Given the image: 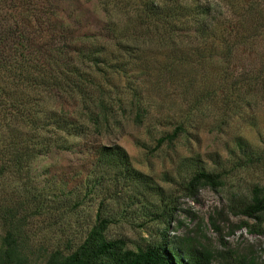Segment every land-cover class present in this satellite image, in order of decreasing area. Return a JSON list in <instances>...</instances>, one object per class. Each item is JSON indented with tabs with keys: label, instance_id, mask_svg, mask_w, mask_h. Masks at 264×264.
<instances>
[{
	"label": "trees",
	"instance_id": "16d2710c",
	"mask_svg": "<svg viewBox=\"0 0 264 264\" xmlns=\"http://www.w3.org/2000/svg\"><path fill=\"white\" fill-rule=\"evenodd\" d=\"M8 1L15 5L7 6ZM97 1L105 13L119 11L120 17L108 20L107 34L99 35V40L81 43L63 36L68 26L50 12V2L0 0V264H208L211 252L192 246L185 236L164 234L129 248L123 238L106 235L110 223L137 215L138 203L145 222L167 217L168 223L171 209L163 206L167 200L163 187L132 166L121 144L90 143L101 132V120L110 106L103 84L84 66L105 62L107 50H103L115 48L147 75L154 68L158 79L177 73L183 78L190 76L187 70L175 69L212 59L228 66L235 59L241 61L246 51L252 55L257 51L261 64L255 70L239 73L231 81L224 70L220 75L225 80L216 89L222 100L235 90H239L236 96L240 91L262 94L264 0ZM167 49L168 57L159 61L158 54ZM115 58L123 70L125 60ZM58 92L75 99L79 108L53 106L50 102L57 101ZM135 105L139 115V103ZM183 124L184 120L176 126ZM69 135L83 138L85 163L79 173L72 181L51 179L46 168L44 178L37 180L31 168L34 158L55 148L69 149ZM237 146L248 160L260 158L241 137ZM220 177L219 172L197 165L186 188L194 195L197 185L215 187ZM88 197L98 199L95 212L85 218L75 216V222L84 224L72 227L66 215L76 214ZM230 208L261 223L264 186L254 185L249 197L230 203ZM42 214L49 222L38 233L30 221ZM56 224L59 235L49 240L47 229ZM260 226L256 229L264 231ZM238 264L256 262L240 259Z\"/></svg>",
	"mask_w": 264,
	"mask_h": 264
},
{
	"label": "rangeland",
	"instance_id": "374dc122",
	"mask_svg": "<svg viewBox=\"0 0 264 264\" xmlns=\"http://www.w3.org/2000/svg\"><path fill=\"white\" fill-rule=\"evenodd\" d=\"M43 2H50V12L68 26V32L63 36H71L81 43L99 40V35L107 34L108 20L120 17L119 11L105 13L97 0ZM14 5V1L7 3L9 7ZM105 50V62L84 66L103 84L106 103L110 106L101 120V132L93 133L95 139L90 143L96 140L121 144L128 152L132 166L163 187L167 195L163 206L171 209L168 223L167 217L145 222L138 203L137 215L130 214L131 218L127 220L110 223L106 235L123 238L129 248L143 246L164 234L170 238L185 236L192 246L211 252L212 259L208 264H238L240 259L250 258L256 264H262L264 231L256 228L259 224L264 228V221L260 223L256 218L236 213L230 203L236 204L249 197L254 185L264 186V93L252 95L240 91L236 96L239 90H235V94L222 100V93L216 89V85L225 80L220 75L225 74L224 70L231 81L239 73L255 70L261 64L260 54L253 51V55L250 52L248 55L246 51L241 54L244 56L241 61L235 59L228 66L212 59L200 65L187 64L175 69L177 72L187 70L191 79L178 78V73L174 77L158 79L154 68L147 75L115 48H110L111 53L109 48L103 52ZM167 51L158 54L159 61L168 57ZM118 55L125 60L123 70L116 63ZM255 87L258 89L261 84ZM58 93L57 101L50 102L53 106L59 103L69 109L79 108L75 99ZM136 103H139V115L136 114L137 105L134 106ZM182 120L183 128H179L176 124ZM0 130H3L1 126ZM166 133L172 138H167ZM239 137L253 147L260 158L248 160L237 146ZM67 141L72 143L69 149L55 148L49 154L34 158L31 168L37 180L44 178L46 168L51 179L72 181L79 173L85 163L83 138L69 135ZM190 161L192 164L188 163ZM197 165L219 172L221 183L215 187L200 183L194 189V195H190L186 188L187 177ZM13 184L17 185L18 181ZM89 198L76 214L66 215V221L72 227L84 224L79 219L75 222V216L85 218L95 212L98 199ZM48 222V217L42 214L31 219L30 224L39 233ZM57 225L48 227L46 237L49 240L59 235L55 231Z\"/></svg>",
	"mask_w": 264,
	"mask_h": 264
}]
</instances>
